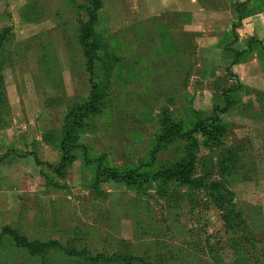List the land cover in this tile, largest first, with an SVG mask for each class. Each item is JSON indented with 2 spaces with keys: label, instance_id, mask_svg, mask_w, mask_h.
I'll use <instances>...</instances> for the list:
<instances>
[{
  "label": "rangeland",
  "instance_id": "374dc122",
  "mask_svg": "<svg viewBox=\"0 0 264 264\" xmlns=\"http://www.w3.org/2000/svg\"><path fill=\"white\" fill-rule=\"evenodd\" d=\"M199 1L235 27L264 15ZM178 2L102 0L93 39L85 0H0V264H264V39L211 73L216 38L182 31ZM96 44L109 57L90 70ZM188 155L195 186L155 178ZM97 164L133 181H97Z\"/></svg>",
  "mask_w": 264,
  "mask_h": 264
},
{
  "label": "trees",
  "instance_id": "16d2710c",
  "mask_svg": "<svg viewBox=\"0 0 264 264\" xmlns=\"http://www.w3.org/2000/svg\"><path fill=\"white\" fill-rule=\"evenodd\" d=\"M85 2L87 3V14H88V21L85 24V30L87 31L86 37L88 38L93 37V39H95L98 36L95 34L93 24L96 22L98 11L102 7V0H85ZM93 39L91 40L92 43L94 42ZM99 42L100 40L97 43ZM97 45L98 44H96V46L94 47L93 46L91 47L92 56L90 58H89V54L87 53L88 56L87 65H88V69L90 70L94 69V63L92 61L93 56L96 57L102 56L104 57V59H106V62L109 57L108 54H103L101 50H98L99 47H97ZM108 65H110V61ZM93 97L96 96L93 95L92 98ZM209 123L210 122H208V124H204L203 121H199L196 123V131L201 132L206 139L211 138L213 134V127H211L210 129L209 126L216 124L215 122L214 123L212 122L210 124ZM75 136L76 135L74 130H72L71 133L69 131L65 133V137H63L61 141V156L58 164L59 168H63L66 163L73 161L77 157L74 151L76 147H80V146L76 145L75 148H73L72 147L73 144L72 142H70V139H72L75 142V138H76ZM84 159L91 161L86 158V154H84ZM35 161L38 165L42 164V162H40L36 156H35ZM193 162H194V156L188 155L185 159H182L181 161L176 162L164 168L162 171L155 172V178L161 179L165 183L170 178H175L177 181H180L179 182L180 184L186 183L191 186H195L196 181L193 178H191V174L194 169ZM94 173H95V179L97 181H102V180L103 181L107 180L110 182L125 181L127 183H131L133 181V172L123 173L117 169H114L110 166H106L104 164H97ZM15 241L19 246L26 248L28 251H31L32 253H39L46 246H50V245H56V247H59L62 250V246L58 242H54V241L53 242L50 241L47 244H38L37 242H30L26 240L24 237H20V236H16ZM72 255L76 261V264H84L85 260L84 261L82 260L83 259L82 255L80 254H72ZM87 264H89V262H87Z\"/></svg>",
  "mask_w": 264,
  "mask_h": 264
},
{
  "label": "crops",
  "instance_id": "0c3cea01",
  "mask_svg": "<svg viewBox=\"0 0 264 264\" xmlns=\"http://www.w3.org/2000/svg\"><path fill=\"white\" fill-rule=\"evenodd\" d=\"M178 3V7L167 8V10L172 9L173 11L184 12L186 18L184 22H182V31L199 33L203 36L208 35L213 39L216 38L214 40L215 44L211 47L209 45L211 51L208 56L215 57L210 60L212 63V68L210 69L211 73L220 71L221 65H223L225 60L227 63L233 60L234 51L230 48V46L232 47L231 44L238 47V45L246 43V40L251 38V36L264 39V15L260 17L258 26L254 22V24H252V21L258 20L259 16L253 18L250 15L244 23L235 27L236 11L233 8H205L199 0H179ZM262 18L263 20L261 21ZM224 64L225 66L227 65L226 63ZM226 77L227 76H224L223 78L226 79ZM1 190L2 189H0V192H3Z\"/></svg>",
  "mask_w": 264,
  "mask_h": 264
}]
</instances>
